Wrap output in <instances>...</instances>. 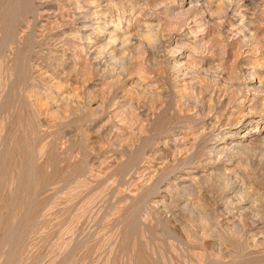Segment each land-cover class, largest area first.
<instances>
[{
  "label": "rangeland",
  "instance_id": "374dc122",
  "mask_svg": "<svg viewBox=\"0 0 264 264\" xmlns=\"http://www.w3.org/2000/svg\"><path fill=\"white\" fill-rule=\"evenodd\" d=\"M0 264H264V0H0Z\"/></svg>",
  "mask_w": 264,
  "mask_h": 264
}]
</instances>
